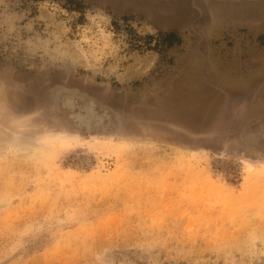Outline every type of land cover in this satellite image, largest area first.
<instances>
[{
    "label": "rangeland",
    "instance_id": "374dc122",
    "mask_svg": "<svg viewBox=\"0 0 264 264\" xmlns=\"http://www.w3.org/2000/svg\"><path fill=\"white\" fill-rule=\"evenodd\" d=\"M218 5L0 0V264L264 261V13Z\"/></svg>",
    "mask_w": 264,
    "mask_h": 264
},
{
    "label": "water",
    "instance_id": "95a60500",
    "mask_svg": "<svg viewBox=\"0 0 264 264\" xmlns=\"http://www.w3.org/2000/svg\"><path fill=\"white\" fill-rule=\"evenodd\" d=\"M223 1H229L234 6L233 14L242 13L244 16H249L254 13H264V0H169V4L184 7L187 3H191L200 17L205 16L206 12H213V8L214 12L220 10L218 7L222 5L218 4Z\"/></svg>",
    "mask_w": 264,
    "mask_h": 264
},
{
    "label": "bare ground",
    "instance_id": "6f19581e",
    "mask_svg": "<svg viewBox=\"0 0 264 264\" xmlns=\"http://www.w3.org/2000/svg\"><path fill=\"white\" fill-rule=\"evenodd\" d=\"M76 85V84H75ZM74 85V86H75ZM56 88V87H55ZM78 92V91H77ZM89 93V92H88ZM89 95V94H88ZM71 99V98H70ZM56 100V99H55ZM53 101H54V99H53ZM57 101H59L60 102V100H56V102H55V104H57ZM62 101V100H61ZM63 102V101H62ZM69 102H70V100H69ZM61 103V102H60ZM68 104V103H67ZM71 104H72V102H71ZM73 104H74V102H73ZM60 105V104H59ZM65 106V105H64ZM66 107V106H65ZM94 107V106H93ZM103 107V106H102ZM52 108V107H51ZM61 108V107H60ZM116 114V113H115ZM97 116V115H96ZM103 116V115H102ZM104 116H106V115H104ZM110 116V115H109ZM107 118V117H106ZM117 118V117H116ZM113 120V119H112ZM121 122H123V121H121ZM101 123V122H100ZM111 123V122H110ZM109 123V124H110ZM83 125V124H82ZM94 125V124H93ZM107 127V126H106ZM109 128H111V127H109ZM98 129V128H97ZM104 129V128H103ZM107 131V130H106ZM120 133V132H119ZM63 135V134H62ZM72 142V141H71ZM55 143H58L57 145H62V144H70V142H68L67 140H56L55 141ZM238 145V144H237ZM236 146V145H235ZM254 148V147H253ZM39 150H40V148L39 149H33L32 150V153H36V154H38V152H39ZM256 150V149H255ZM41 153V152H40ZM264 153V152H263ZM10 157H12V156H10ZM255 171H257V172H255ZM254 173H264V168H259V167H249L248 168V174L250 175V176H252L250 179H252L254 176H253V174ZM262 175H264V174H262ZM259 177V176H258ZM257 176H256V178H258ZM255 178V177H254ZM252 180H254V179H252ZM258 264H264V261L262 260V259H259L258 260Z\"/></svg>",
    "mask_w": 264,
    "mask_h": 264
}]
</instances>
